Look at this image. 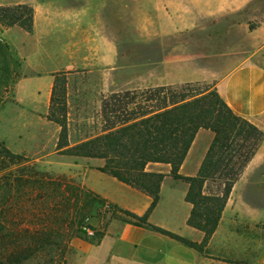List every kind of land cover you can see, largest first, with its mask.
I'll use <instances>...</instances> for the list:
<instances>
[{
	"label": "rangeland",
	"instance_id": "374dc122",
	"mask_svg": "<svg viewBox=\"0 0 264 264\" xmlns=\"http://www.w3.org/2000/svg\"><path fill=\"white\" fill-rule=\"evenodd\" d=\"M33 1L47 6V15L37 24L31 5ZM63 5L101 7L119 48L120 65L151 63L160 57L158 38L154 33L153 0H0V142L10 154L23 155L27 160L19 169L10 154L2 157L0 152V230L4 236L13 235L0 243V262L19 247L34 245L36 237L41 238L52 225L55 231L51 243H44V248L22 264H67L71 242L83 238L86 230L105 226L114 218L132 222L123 210L107 205V201L88 185L87 175L104 161L67 156L59 150L63 129L53 117L66 118L69 147H73L81 140L101 133L105 123V101L118 94L119 99L127 103L126 96H129L136 99L128 108H135L149 95L147 92L152 87L132 89L134 86L125 85L136 78L137 72L132 69L127 73L128 79L123 73L115 78L117 81L126 79V83L116 81L108 87L104 70L89 65L87 47L66 49L69 33L63 31L57 25L56 17L49 13ZM259 8L264 11V2ZM16 20L25 22L26 27ZM39 49L45 53L44 60L40 56L35 61L41 69L36 71L29 65L28 58L32 51ZM148 71L147 68L143 72ZM43 75H54L55 78L51 81L49 77H41ZM57 77L60 81L56 94L58 102L53 106ZM207 90V84L196 83L166 87L165 93L168 97H180L207 93ZM199 132L200 137L190 155L192 162L206 149L208 151L214 138L210 130ZM161 168L163 173H170V166ZM19 172L25 173L21 184L17 181ZM32 172H39L44 177H29ZM251 175L245 198L264 210V163ZM212 190L213 184L209 183L206 192ZM20 209L28 215L24 223L18 219ZM260 226L264 227V224L261 222ZM258 238H264L261 229Z\"/></svg>",
	"mask_w": 264,
	"mask_h": 264
},
{
	"label": "crops",
	"instance_id": "0c3cea01",
	"mask_svg": "<svg viewBox=\"0 0 264 264\" xmlns=\"http://www.w3.org/2000/svg\"><path fill=\"white\" fill-rule=\"evenodd\" d=\"M263 2L153 0L160 57L131 66L119 64V48L100 6L63 5L49 13L69 33L65 48L87 47L89 65L104 70L108 87L116 83L117 75L127 76L131 69L137 72L136 78L117 82L134 86L132 89L207 84V92L217 91L235 114L264 131V11L259 8ZM31 5L37 24L47 15V6L38 1ZM44 53L40 49L31 52L28 61L34 70L41 71L35 61L40 56L44 60ZM147 68L149 71L144 73ZM41 77L51 81L55 78ZM200 133L180 168L183 176H196L206 156L207 149L199 159L190 160ZM263 163L264 143L235 184L204 253L149 225L138 226L114 218L105 226H96L94 235L86 232L83 238L74 239L67 264H264V238H258L259 229L264 231V227H259V223L264 224V210L245 198L251 174ZM162 166L151 164L148 169L164 172ZM87 176L90 189L107 205L143 216L153 202L146 193L100 171L91 170ZM182 182L171 176L164 179L160 200L148 222L201 243L205 234L188 225L193 205L186 200L189 185Z\"/></svg>",
	"mask_w": 264,
	"mask_h": 264
},
{
	"label": "trees",
	"instance_id": "16d2710c",
	"mask_svg": "<svg viewBox=\"0 0 264 264\" xmlns=\"http://www.w3.org/2000/svg\"><path fill=\"white\" fill-rule=\"evenodd\" d=\"M16 22L25 26V22ZM31 29L30 24L29 31ZM59 85L57 77L52 94L53 106L58 102L56 94ZM165 90L166 87L150 88L147 92L149 95L145 96L143 102L136 103L135 108L128 106L136 98L126 96L128 102L124 103L118 94L111 97L110 101L103 103L105 123L101 133L87 137L73 147H69L66 118L60 120L54 116L63 129L59 150L67 156L104 161L96 170L152 197L153 202L143 216L123 210L132 219V223L138 226L149 225L153 230L204 253L219 226L235 184L264 142V131L235 114L215 90L180 97H168ZM126 106L127 109L124 108ZM61 112H65V106L61 108ZM62 116L66 117L65 114ZM201 129L212 131L214 138L198 174L194 177L183 176L180 168ZM0 152L2 157L10 154L1 142ZM9 157L19 169L27 162L23 155L10 154ZM151 164L168 165L171 167L170 173L149 171ZM32 173L29 177L43 175L39 172ZM24 176L25 173L19 172V184L24 182ZM167 176L189 185L186 200L193 205V210L188 225L205 234L201 243L149 224L150 215L160 200L161 186ZM209 183L213 184V190L206 192ZM86 194L90 196L91 192ZM17 215L23 223L28 218L24 209H20ZM25 231L28 233L27 229ZM54 231L51 225L50 230L41 238L36 237L34 245L19 247L18 251L12 252L0 264H22L44 248V243H51ZM1 233L2 230L0 243L13 236L11 233L9 236Z\"/></svg>",
	"mask_w": 264,
	"mask_h": 264
},
{
	"label": "built area",
	"instance_id": "2783aa9c",
	"mask_svg": "<svg viewBox=\"0 0 264 264\" xmlns=\"http://www.w3.org/2000/svg\"><path fill=\"white\" fill-rule=\"evenodd\" d=\"M86 232L89 234V235H94V232H93V230L92 229H88V230H86Z\"/></svg>",
	"mask_w": 264,
	"mask_h": 264
}]
</instances>
